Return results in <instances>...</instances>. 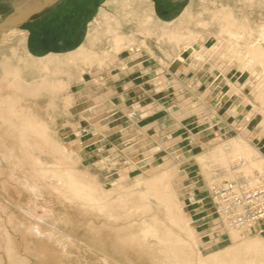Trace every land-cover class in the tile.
Segmentation results:
<instances>
[{
	"label": "rangeland",
	"instance_id": "rangeland-1",
	"mask_svg": "<svg viewBox=\"0 0 264 264\" xmlns=\"http://www.w3.org/2000/svg\"><path fill=\"white\" fill-rule=\"evenodd\" d=\"M262 171L264 0H57L0 33V264H264V219L210 197Z\"/></svg>",
	"mask_w": 264,
	"mask_h": 264
},
{
	"label": "built area",
	"instance_id": "built-area-1",
	"mask_svg": "<svg viewBox=\"0 0 264 264\" xmlns=\"http://www.w3.org/2000/svg\"><path fill=\"white\" fill-rule=\"evenodd\" d=\"M256 186L225 181L212 191L213 212L228 225L244 229L264 219V171L256 174ZM262 180V182H261Z\"/></svg>",
	"mask_w": 264,
	"mask_h": 264
},
{
	"label": "water",
	"instance_id": "water-1",
	"mask_svg": "<svg viewBox=\"0 0 264 264\" xmlns=\"http://www.w3.org/2000/svg\"><path fill=\"white\" fill-rule=\"evenodd\" d=\"M14 1L15 0L12 2V10L0 20V33L21 26L32 14L41 11L57 0H25V2L22 4L20 3V5H15ZM28 3L29 6L27 5ZM57 44H61V41L50 44L49 49L55 50Z\"/></svg>",
	"mask_w": 264,
	"mask_h": 264
},
{
	"label": "bare ground",
	"instance_id": "bare-ground-1",
	"mask_svg": "<svg viewBox=\"0 0 264 264\" xmlns=\"http://www.w3.org/2000/svg\"><path fill=\"white\" fill-rule=\"evenodd\" d=\"M23 2H25V0H15L14 1V4L15 5H20V3L22 4ZM28 6H29V3L27 4ZM101 13V12H100ZM13 18V17H12ZM232 35H234L233 33H231ZM79 51V50H78ZM239 149V148H238ZM241 150H243V147H241L240 148ZM242 164L241 165H245V162H241ZM240 166V165H239ZM259 172V171H258ZM253 173V172H252ZM249 174V173H248ZM235 179V178H234ZM254 180H256V177H255V175L254 176H252V177H248V184H253L254 183ZM214 213V212H213ZM215 215H216V217H217V214L216 213H214ZM258 223H259V221H257L256 223H255V228H257V226H258ZM228 226V225H227ZM34 229H35V227H34ZM229 231V230H228ZM35 232H37V233H40V231H39V229H36L35 230ZM229 238L230 239H234V238H236L237 237V233L235 232V231H233V230H231L230 229V231H229ZM237 243V242H236ZM241 244L242 245H244V247H245V250H249V249H251V248H257L256 246H262V251L264 252V245H263V243H262V241L260 240V239H253V240H247V241H242L241 242ZM238 245V244H237ZM240 246V245H239ZM232 248V247H231ZM252 250V249H251ZM261 251V250H260ZM259 254V253H258ZM254 255H256V253L254 252ZM233 256H235V255H232V254H230L229 256H228V258L230 259L227 263L228 264H235L236 263V258L234 259V257ZM236 257V256H235ZM248 262V261H247ZM249 263L250 264H254V261H253V259H251L250 261H249ZM262 264V263H261Z\"/></svg>",
	"mask_w": 264,
	"mask_h": 264
},
{
	"label": "crops",
	"instance_id": "crops-1",
	"mask_svg": "<svg viewBox=\"0 0 264 264\" xmlns=\"http://www.w3.org/2000/svg\"><path fill=\"white\" fill-rule=\"evenodd\" d=\"M3 238L5 239L6 238V235H4ZM4 239H0V241H2V240L4 241Z\"/></svg>",
	"mask_w": 264,
	"mask_h": 264
}]
</instances>
